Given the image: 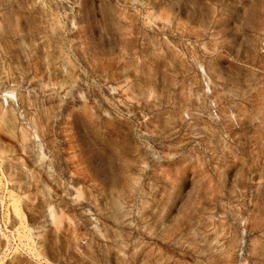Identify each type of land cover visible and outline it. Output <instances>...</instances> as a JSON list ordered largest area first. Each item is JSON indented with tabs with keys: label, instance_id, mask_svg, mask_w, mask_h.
I'll list each match as a JSON object with an SVG mask.
<instances>
[{
	"label": "rangeland",
	"instance_id": "374dc122",
	"mask_svg": "<svg viewBox=\"0 0 264 264\" xmlns=\"http://www.w3.org/2000/svg\"><path fill=\"white\" fill-rule=\"evenodd\" d=\"M0 264H264V0H0Z\"/></svg>",
	"mask_w": 264,
	"mask_h": 264
}]
</instances>
